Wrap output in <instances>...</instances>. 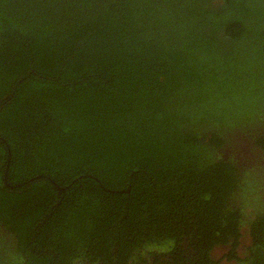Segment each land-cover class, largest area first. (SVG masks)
<instances>
[{
	"label": "trees",
	"instance_id": "1",
	"mask_svg": "<svg viewBox=\"0 0 264 264\" xmlns=\"http://www.w3.org/2000/svg\"><path fill=\"white\" fill-rule=\"evenodd\" d=\"M236 132L264 150V0H0V264H264Z\"/></svg>",
	"mask_w": 264,
	"mask_h": 264
},
{
	"label": "flooded vegetation",
	"instance_id": "2",
	"mask_svg": "<svg viewBox=\"0 0 264 264\" xmlns=\"http://www.w3.org/2000/svg\"><path fill=\"white\" fill-rule=\"evenodd\" d=\"M223 149L224 150H221L222 155L226 157L227 154L228 155L233 154L232 156L234 157L235 160H237L236 162L240 164V167H241L240 170L242 171V173L244 169L249 171L250 175L248 174L247 176H249L250 179H253L256 177L258 180H261L262 178H264V150L260 148L259 149L255 148V150H251L249 146V142H247V139H245L241 133H237V132L235 133V138L232 139V147H230V145L227 144V146L223 147ZM6 183L11 185V183H9L8 181H6ZM249 191L250 192L247 195L248 200L242 199V205H245V207H243V211H246L247 213L251 212V210H249L247 207H250L251 209V203L253 204V206L255 205L254 203L255 199L252 198L253 194L251 195L252 193L251 188H249ZM258 192L261 193V189ZM254 194L259 195V193H256V192ZM241 195H242L241 193L237 192L238 197L236 199V203L241 201V197H240ZM258 198L262 199L263 195L259 196ZM261 202H263V200L260 201L259 203L260 206H261ZM246 204H248L249 206ZM252 210H256V209L252 208ZM7 227H8L7 224L0 221V238L1 236H3L7 238V240L9 239L11 240L10 235H9L11 234V232L8 229L9 227L8 228ZM1 248H2L1 251H4L3 245ZM214 254H215V251H214ZM82 264H85V263H82Z\"/></svg>",
	"mask_w": 264,
	"mask_h": 264
},
{
	"label": "rangeland",
	"instance_id": "3",
	"mask_svg": "<svg viewBox=\"0 0 264 264\" xmlns=\"http://www.w3.org/2000/svg\"><path fill=\"white\" fill-rule=\"evenodd\" d=\"M249 210H252V207L250 209V207H247ZM249 215L252 214V212H248ZM250 240L248 238V234L245 232L243 238L241 239V244L239 246V251H242L244 248V244L248 243ZM226 250V247L224 246H217L216 249H215V258H218V257H221L223 254V252ZM217 264H229L228 262H225V261H221L220 263H217ZM236 264V262L234 263Z\"/></svg>",
	"mask_w": 264,
	"mask_h": 264
},
{
	"label": "bare ground",
	"instance_id": "4",
	"mask_svg": "<svg viewBox=\"0 0 264 264\" xmlns=\"http://www.w3.org/2000/svg\"><path fill=\"white\" fill-rule=\"evenodd\" d=\"M224 146H225V144H224ZM255 150V149H254Z\"/></svg>",
	"mask_w": 264,
	"mask_h": 264
}]
</instances>
